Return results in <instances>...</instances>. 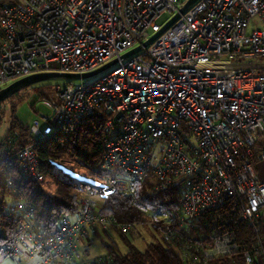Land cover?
<instances>
[{"label":"built area","instance_id":"obj_1","mask_svg":"<svg viewBox=\"0 0 264 264\" xmlns=\"http://www.w3.org/2000/svg\"><path fill=\"white\" fill-rule=\"evenodd\" d=\"M185 1L0 0V88L32 73H83L118 58L95 78L56 87L43 98L50 109L45 126L39 119L29 124L40 139L106 117L102 182L80 188L82 208L62 214L47 233L30 199L8 198L0 228H16L0 242L3 256L75 264L88 233L101 237L117 226L136 239L140 224L101 213L94 195L135 196L180 180L179 206L149 211L148 223L185 264L235 254L244 264H264V0H197L149 44L120 58ZM255 17L262 28L248 31ZM34 145L9 157L25 179L42 181ZM241 223L256 235L250 247Z\"/></svg>","mask_w":264,"mask_h":264},{"label":"trees","instance_id":"obj_2","mask_svg":"<svg viewBox=\"0 0 264 264\" xmlns=\"http://www.w3.org/2000/svg\"><path fill=\"white\" fill-rule=\"evenodd\" d=\"M44 96L45 93H39ZM10 98V97H9ZM7 100V99H6ZM4 102V101H3ZM0 103L1 104L3 103ZM12 111H15L13 106ZM3 112L1 111L0 123ZM106 117L93 115L77 123L58 130L45 138L34 139L29 130V123L24 124L16 119L15 112L9 127L0 138V211L8 198L25 196L35 205V218L38 228L44 233L54 231L62 214H75L82 208V200L78 194L80 188H94L95 185L84 182L81 187L70 176L61 177L55 172L54 164L58 161L75 160L91 170L104 174L102 155L104 140L108 136L105 130ZM35 143L34 147L40 159V165L45 175L42 181L27 180L18 171V162L11 157L14 151L25 144ZM51 175L56 186L53 192L44 186L45 178ZM11 181L12 184H9ZM182 181H174L160 190L144 189L140 195L122 196L119 193L105 196L101 203V213H111L117 221L148 224V212L157 207L179 206V196ZM240 234L245 247H250L256 235L244 223L239 224ZM16 222H8L0 228V242L8 241L15 234ZM119 235L127 245L122 251L117 242L111 238L104 242L107 253L90 260L75 264H185L177 248L171 242L150 240L140 247L134 238L123 233L118 228ZM109 234L108 231H104ZM264 245V230L260 233ZM87 242L92 240L90 233L86 234ZM3 256L0 253V257ZM208 264H244L240 254L223 256L209 261Z\"/></svg>","mask_w":264,"mask_h":264},{"label":"rangeland","instance_id":"obj_3","mask_svg":"<svg viewBox=\"0 0 264 264\" xmlns=\"http://www.w3.org/2000/svg\"><path fill=\"white\" fill-rule=\"evenodd\" d=\"M168 16V13L162 14L158 18V22L163 23ZM252 28H262V24L258 21L257 17L251 20L248 31ZM250 61L251 59L244 58L242 62L247 64ZM96 76L98 75H95L92 78H95ZM83 80L84 78L67 79L64 77H52L32 83L19 90L5 100L0 106L1 111L3 112L0 123V138L3 137L9 127L14 112L16 119L24 124H30L34 119H39L40 125L43 128L45 126L43 116L50 114V109L43 103V98L52 94L56 87H64L70 82L80 83ZM42 91L45 93L43 97L39 95ZM13 106L15 107L14 112L12 111ZM54 165L53 169L58 176H70V178L76 181L81 187L84 186V182L90 183V185H95V187L102 182V174H100V172H91V170L80 164L78 161L67 159L65 161H58ZM44 186L48 191L53 192L56 186L55 178L51 175H47ZM103 198L104 197H101L100 195H94L93 197L94 200L98 201L99 205L103 202ZM139 227L142 231V235L135 240L140 247H143L150 240H162L161 230L156 229L151 224H142L139 225ZM108 232L109 234H105L103 231L101 237L90 234L92 238V240H88V243L90 244H84L82 240L78 243L80 255H82V261L80 262L90 260L98 255H105L107 253V248L104 242H110L111 238L117 242L122 251L127 250V245L121 239L117 226H112ZM5 262L6 264H13L15 261L12 260V257H7Z\"/></svg>","mask_w":264,"mask_h":264},{"label":"water","instance_id":"obj_4","mask_svg":"<svg viewBox=\"0 0 264 264\" xmlns=\"http://www.w3.org/2000/svg\"><path fill=\"white\" fill-rule=\"evenodd\" d=\"M195 1L197 0H186L178 9V11L172 15L165 23L161 25L159 29H157L152 35H150L146 40H144L141 44L136 45L135 47L129 49L124 52L120 58H124L138 50L141 49L142 46L149 44L155 37H157L162 31H164L176 18L179 17L181 13H184ZM118 61V58H114L105 64L95 68L94 70L83 72V73H71V72H59V71H50V72H37L32 73L14 81L8 83L4 87L0 88V103L17 93L22 88L31 85L32 83L45 80L52 77H64L67 79L74 78H87L91 76H95L96 74L102 72L106 68L112 66Z\"/></svg>","mask_w":264,"mask_h":264},{"label":"crops","instance_id":"obj_5","mask_svg":"<svg viewBox=\"0 0 264 264\" xmlns=\"http://www.w3.org/2000/svg\"><path fill=\"white\" fill-rule=\"evenodd\" d=\"M82 242H84V244H90L87 242L86 237H84L82 239ZM7 257H11V256H1L0 257V264H6V260ZM12 260H14L15 262H13V264H44L38 257H29L27 255H19L17 257H12Z\"/></svg>","mask_w":264,"mask_h":264}]
</instances>
